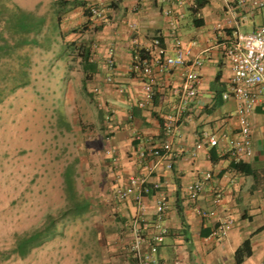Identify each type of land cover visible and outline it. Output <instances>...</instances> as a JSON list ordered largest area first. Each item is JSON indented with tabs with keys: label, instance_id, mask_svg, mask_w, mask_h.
<instances>
[{
	"label": "crops",
	"instance_id": "crops-1",
	"mask_svg": "<svg viewBox=\"0 0 264 264\" xmlns=\"http://www.w3.org/2000/svg\"><path fill=\"white\" fill-rule=\"evenodd\" d=\"M66 1L71 13H75L68 17L74 26L78 28L88 23L91 27L90 21L97 25L94 36H98V49L91 60L98 65L96 74L101 76L100 99L104 105L116 110L113 117L106 114V107L102 111V119L109 129L107 146L116 154L115 158H107L116 172L112 178L115 184L126 185L132 175L148 176L139 155L165 140L161 118L173 107L174 97L170 88L181 82L179 69L159 75L157 102L145 110L136 106L142 95V81L129 72L133 35L128 26L137 24L142 36H162L163 41L169 44L171 28L163 14L166 5L161 0H107L110 5L108 17L94 19L86 15L81 5L88 0ZM184 2L183 6L174 7L176 13L182 14L178 35L186 44L191 41L198 43L194 53L203 52L204 63L200 69V92L191 100L173 140V169L167 170L165 160H162L157 163L156 173L148 176L150 183L163 185L169 200V208L161 222L169 233L159 249V258L162 264H176L177 260L181 264H264V107L258 106L250 115L255 154L242 161L245 164L242 170L235 168L236 162L223 154L225 142L216 147L196 149L204 134L234 137L238 133V104L234 99L223 98L233 77L222 46L230 36L219 37L214 32L215 24L222 19L223 0H206L198 13L194 11L198 8V0ZM261 24H264V10L257 12L244 29L250 31ZM70 36L80 34L76 31ZM110 47L115 49L114 83L106 81L109 73L106 54ZM120 86L126 88L124 93L119 91ZM137 135L141 140H135ZM205 172H211L213 177L199 200L192 202L186 187ZM116 174H120L118 180ZM217 190L224 195L219 216L230 215L235 224L227 237L208 239L219 217L203 219L197 214L196 206L212 207V196ZM121 202L122 214L132 223L137 212L135 203L132 199ZM146 202L149 219L153 223L155 194L147 196ZM128 237L132 238L131 232ZM246 242H249L248 247L238 262L236 253Z\"/></svg>",
	"mask_w": 264,
	"mask_h": 264
},
{
	"label": "rangeland",
	"instance_id": "rangeland-1",
	"mask_svg": "<svg viewBox=\"0 0 264 264\" xmlns=\"http://www.w3.org/2000/svg\"><path fill=\"white\" fill-rule=\"evenodd\" d=\"M65 1L0 0V264H136L131 222L114 195L104 103L94 92L101 76L84 67L85 49L91 58L98 49L97 25L74 26ZM19 13L30 36L6 29ZM24 37L28 43L14 52L6 47ZM74 160L86 214L20 258L15 235L64 206V172Z\"/></svg>",
	"mask_w": 264,
	"mask_h": 264
},
{
	"label": "built area",
	"instance_id": "built-area-1",
	"mask_svg": "<svg viewBox=\"0 0 264 264\" xmlns=\"http://www.w3.org/2000/svg\"><path fill=\"white\" fill-rule=\"evenodd\" d=\"M142 1V0H139ZM166 8L163 10L165 18L171 28V42L165 43L160 36L146 38L142 36L137 24H129L128 29L132 36V61L129 72L142 81V95L136 106L145 110L154 106L155 98L159 93V75L170 74L179 69L181 82L173 85L170 92L174 97L173 107L163 117V133L165 140L159 146L142 151L140 162L144 164L147 174L156 173L157 163L165 160L167 170L173 169V140L178 128L187 114L192 99L198 96L202 76L200 69L204 63L203 52L195 55L197 42L184 43L178 35L180 17L175 12V6H183L184 0H161ZM222 19L214 26L216 36H230L222 42L224 55L233 71L230 89L223 94L224 99H234L237 104L238 133L234 137L216 134H204L196 149L216 147L225 142L223 154L239 163L252 158L255 150L252 142V125L250 115L258 106L264 107V24L246 31L244 28L251 22V18L259 11L264 10V0H223ZM107 0H88L87 9L92 18H107L109 15ZM231 31V35L227 34ZM106 64L109 70L106 76L108 83H114L113 72L116 69L115 49L110 47L106 54ZM119 91L124 93L126 88L120 86ZM94 92L101 94V88L95 87ZM104 105V104H103ZM106 114L109 117L116 115L113 107H108ZM136 138L141 140V136ZM106 153L115 158V151L109 148ZM148 176L143 174L132 175L126 185L117 184L114 189L115 197L120 201L132 199L136 205V215L130 225L132 238L128 244V251L136 264H162L159 258V249L165 242L169 230L162 225L163 217L169 208L168 196L160 182L150 183ZM211 172H205L198 179L189 183L186 192L192 202H197L205 192L206 184L212 179ZM120 174H117V180ZM155 194V220L149 219L146 197ZM223 193L215 191L212 196V207L196 206L197 214L203 219L219 217L216 227L208 239L227 237L235 224L232 216L220 217L219 208L223 203ZM176 264H181L176 261Z\"/></svg>",
	"mask_w": 264,
	"mask_h": 264
},
{
	"label": "trees",
	"instance_id": "trees-1",
	"mask_svg": "<svg viewBox=\"0 0 264 264\" xmlns=\"http://www.w3.org/2000/svg\"><path fill=\"white\" fill-rule=\"evenodd\" d=\"M67 3V1H65ZM205 1L198 0L197 7L194 9L195 12H199V8L205 4ZM68 4V3H67ZM88 2L84 1L81 3L85 8V13L87 16H90L89 10L87 9ZM73 5H75L73 3ZM18 7V6H17ZM20 8V7H19ZM7 27L6 29L11 33L12 36H30L32 34V30L29 29L27 34L26 23L25 20L22 19V14L19 15L14 14L12 17L6 20ZM35 34H40L43 30L41 26L37 30ZM231 31H228L227 34L231 35ZM162 38V36H160ZM163 39V38H162ZM28 43V40L24 37L21 41L15 42L13 45L8 44L6 42V47L11 49L13 52L15 49L19 48ZM8 51V50H7ZM84 58V67L87 72H91L92 74H96L98 70V65L91 60V53L89 50L85 49V53L83 54ZM14 89V88H13ZM219 92V91H218ZM220 93V92H219ZM222 97V96H221ZM157 96L155 98V103L157 102ZM163 118H161V125L163 129ZM164 134V133H163ZM135 140L138 139L135 137ZM77 160H74L70 165H68L64 172V191L66 202L64 206L57 212V214L48 213L42 224L28 232L17 233L15 235V247L13 249V253L19 256L20 258H27L34 248L42 245L47 239L53 237L59 231L61 225L65 226L68 222H73L78 218H82L86 214V210L88 209V205L84 197L82 196L80 190L77 186L78 180V172H77ZM243 162H239L235 164V168L238 170H242L244 167ZM96 246L97 243L95 242ZM249 242H246L243 248L239 249L236 253L237 260L240 262L241 254L243 250L248 247Z\"/></svg>",
	"mask_w": 264,
	"mask_h": 264
}]
</instances>
